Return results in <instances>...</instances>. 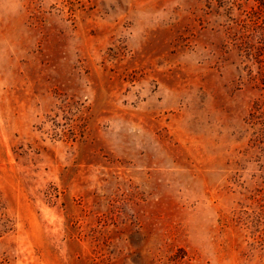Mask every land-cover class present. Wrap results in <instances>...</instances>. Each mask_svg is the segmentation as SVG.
I'll use <instances>...</instances> for the list:
<instances>
[{
    "label": "rangeland",
    "instance_id": "rangeland-1",
    "mask_svg": "<svg viewBox=\"0 0 264 264\" xmlns=\"http://www.w3.org/2000/svg\"><path fill=\"white\" fill-rule=\"evenodd\" d=\"M25 2L0 264H264V0Z\"/></svg>",
    "mask_w": 264,
    "mask_h": 264
},
{
    "label": "clouds",
    "instance_id": "clouds-1",
    "mask_svg": "<svg viewBox=\"0 0 264 264\" xmlns=\"http://www.w3.org/2000/svg\"><path fill=\"white\" fill-rule=\"evenodd\" d=\"M25 0H0V94L11 83V65L21 40L31 42Z\"/></svg>",
    "mask_w": 264,
    "mask_h": 264
}]
</instances>
